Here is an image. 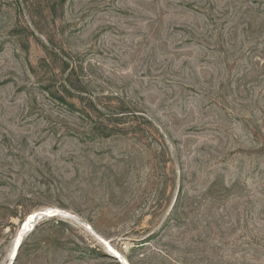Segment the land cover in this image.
I'll list each match as a JSON object with an SVG mask.
<instances>
[{"label": "rangeland", "instance_id": "rangeland-1", "mask_svg": "<svg viewBox=\"0 0 264 264\" xmlns=\"http://www.w3.org/2000/svg\"><path fill=\"white\" fill-rule=\"evenodd\" d=\"M46 209L13 264H264V0H0V264Z\"/></svg>", "mask_w": 264, "mask_h": 264}, {"label": "water", "instance_id": "water-1", "mask_svg": "<svg viewBox=\"0 0 264 264\" xmlns=\"http://www.w3.org/2000/svg\"><path fill=\"white\" fill-rule=\"evenodd\" d=\"M54 211H49V213H53ZM49 213L48 212H44L43 210L42 211H38V212H36L35 213V216L36 217H34L33 215H29L26 219L28 220L29 218H31V217H33L32 219H35L34 220V222L31 224V230L35 227V225L37 224V221L39 220V219H41V218H43L44 216H47V215H49ZM27 220H24L23 221V223H22V225H21V229H19V231H18V233H17V236H16V238L14 239V243H13V247H12V253H11V255H10V262L8 263V264H13L14 263V260H15V258H16V256H17V254H18V252H19V249H20V247H21V245H22V243H21V241H20V232H21V230H22V228H23V226H24V224L26 223V221ZM30 230V231H31ZM103 239V238H102ZM108 247V246H107ZM115 255H117V254H115ZM117 257H119L118 255H117ZM123 264H127L126 263V261L125 260H120ZM129 264V263H128Z\"/></svg>", "mask_w": 264, "mask_h": 264}, {"label": "bare ground", "instance_id": "bare-ground-1", "mask_svg": "<svg viewBox=\"0 0 264 264\" xmlns=\"http://www.w3.org/2000/svg\"><path fill=\"white\" fill-rule=\"evenodd\" d=\"M53 210H55V209H46V210H43L44 212H48L49 213V211H53ZM42 211V210H41ZM59 211V210H58ZM57 212V211H56ZM56 212L54 213H49V215H52L53 216V214H56ZM60 214V211L58 212V214L57 215H59ZM34 217H36L35 216V214H32ZM49 215H47V216H49ZM29 216V215H28ZM31 216V215H30ZM33 217H31V218H29L27 221H26V223L24 224V226H23V228H22V230H21V232H20V241H21V243L24 241V238H25V236L30 232V230H31V224L34 222V220L35 219H32ZM42 219V218H41ZM41 219H39L38 221H37V223L41 220ZM37 225V224H36ZM35 225V226H36ZM90 226V225H89ZM21 229V228H20ZM34 229V228H33ZM32 229V230H33ZM93 229V228H92ZM31 230V231H32ZM94 230V229H93ZM95 237L101 242V243H103L105 246H106V248H107V250H108V252L109 253H112L113 254V256L114 257H116V258H118L117 257V255H115L113 252H112V250H113V248L111 247V245L109 244V243H107L106 242V240L105 239H102V237L101 236H99V235H95ZM109 248H108V247ZM13 250V249H12ZM12 250H11V253H12ZM114 251V250H113ZM117 254H118V256H120L119 255V252H117V251H115ZM11 253H10V255H11ZM10 257V256H9ZM121 258H122V256H121ZM122 259H124V258H122ZM125 260V259H124ZM126 261V260H125ZM126 263L128 264V262L126 261Z\"/></svg>", "mask_w": 264, "mask_h": 264}, {"label": "trees", "instance_id": "trees-1", "mask_svg": "<svg viewBox=\"0 0 264 264\" xmlns=\"http://www.w3.org/2000/svg\"><path fill=\"white\" fill-rule=\"evenodd\" d=\"M32 214V213H31ZM30 215V214H29ZM36 227V226H35ZM34 227V228H35ZM21 247H22V245H21ZM21 247H20V249H19V252H18V254H17V257H18V255L20 254V250H21ZM17 257H16V259H17Z\"/></svg>", "mask_w": 264, "mask_h": 264}]
</instances>
